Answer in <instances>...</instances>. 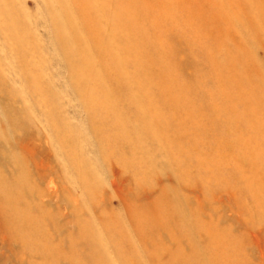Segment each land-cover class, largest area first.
Segmentation results:
<instances>
[{
	"label": "rangeland",
	"instance_id": "rangeland-1",
	"mask_svg": "<svg viewBox=\"0 0 264 264\" xmlns=\"http://www.w3.org/2000/svg\"><path fill=\"white\" fill-rule=\"evenodd\" d=\"M61 2L62 7L57 0H0V264H47L50 260L52 264H118L109 232L119 240L121 252L134 257L132 264H151L150 256L155 254L159 264H167L175 254L186 259L185 264H209L221 250L211 248L212 235L220 236L218 246L227 253L212 264H264V164L237 165L234 155L210 151L215 134L205 137L192 124L178 129L188 113L173 111L155 87L146 83L151 74L154 84L158 83L156 69L140 73L141 86L126 83L128 74L120 76L122 85L118 78L103 85L89 76L77 80L75 75L85 71V59L73 45L69 28L63 27H73L80 42L88 41V34L78 26L69 0ZM126 2L119 0L117 7L127 8ZM240 15L224 16L235 38L222 46L233 53L239 46L264 76V24L259 21L256 26L262 36L258 42L249 28L241 27ZM160 26L154 37L174 42L180 82H192L197 72L204 78L208 62L200 56L192 60L195 47L184 41L203 34L192 30L183 35L173 20ZM103 32H99L102 40L106 38ZM115 39L118 46L113 58H123L132 75L134 59L126 51L130 41L121 39L120 34ZM226 49L215 51L213 61L234 64L225 77L237 79L243 72ZM87 55L88 65L99 68L90 50ZM212 82L202 83L196 93L216 89L219 100L230 105L233 99L232 114L256 115V122L245 134L259 158L263 157L264 107L252 95L238 97L237 88L226 90V85ZM131 87H142L147 94L136 98V94L121 93ZM92 90L99 93L103 104L116 102L119 107L113 115L128 120L110 128L112 124L102 114H93L86 96ZM181 101L185 104L186 98ZM127 102L135 104V109L126 105L122 109ZM135 110L142 116L149 112L150 122L137 125ZM160 115L165 122L158 129L156 117ZM95 122L105 124L102 131L94 127ZM227 129L225 135L231 131ZM107 133L113 134L115 141L104 140ZM199 140L205 143L203 156L194 148L197 142L203 144ZM216 157L229 160L221 166L225 179L210 173ZM257 176L260 183L254 200L247 182ZM233 179L240 180V192L233 190ZM1 188L9 199L1 196ZM8 200L26 219L17 220L6 213ZM157 204L172 214L157 216L145 211ZM131 210L160 222L147 233L144 244L138 239ZM10 220L14 224L6 225ZM228 245L233 249H227Z\"/></svg>",
	"mask_w": 264,
	"mask_h": 264
},
{
	"label": "bare ground",
	"instance_id": "bare-ground-1",
	"mask_svg": "<svg viewBox=\"0 0 264 264\" xmlns=\"http://www.w3.org/2000/svg\"><path fill=\"white\" fill-rule=\"evenodd\" d=\"M118 1L119 0H69V7L73 8L77 15L76 18L79 21L78 26L83 28V30L85 29L88 34V41L84 38L85 41L80 42V40L78 41L77 39L76 31L73 27L68 25H66V27L64 26L65 23L63 24L64 27L61 25L65 30L66 28H69L71 39L74 42L73 45L85 59V71L83 70L81 73L76 74L75 78L77 80H81L83 76H89L96 84L100 83L98 85H103L102 83L104 82H112L117 78L120 79L121 75L128 74L125 80L126 83L135 82L141 86V78L139 77L140 73L146 74L151 70L156 69L158 73L155 75L158 79L155 81H158V83L154 84L153 74L149 76L148 82L146 81V83L155 87L154 91H157L160 96L165 98L166 102H169V106L173 111L182 109L188 113V118L184 122V125L178 129L184 128V126L188 124H192L194 127L193 129L197 130L201 134H204L205 137H209L210 134H215L216 137L212 138L215 145L210 149V151L214 150L216 154L228 153L234 155V161L237 165H243L247 162L255 165L264 164V154L263 157H261L262 159L259 158L260 156L253 150L252 145L249 144L251 141L245 134V131L249 128V126L253 122H256V115L250 114L249 118H245L242 114H232L231 109L233 99L230 97V105L228 104L229 101L224 102L222 99L219 100L217 98L218 95L216 94V89L206 92L202 91L200 95L196 93V90L199 89L200 85L202 86V83L213 81L212 83L215 84L220 83L226 85V90H228V88H237L239 90L238 97L243 95L254 96L256 101L264 107V76L260 74L256 63L254 64L252 60L250 62L248 61L247 56L243 55L239 46L237 47L238 52L233 53L230 49H228V46L224 45L228 49V53L234 60V63L237 65L236 67H239L243 72L237 79L234 78L232 80H228L225 77V74L233 68L232 65L234 64H228L223 61L220 64H216L213 61V53L221 49V47L225 48L222 45L229 40L233 41L235 38L234 32L230 28L227 19L224 17L227 14H242L240 15L241 27L245 29L249 28L255 40L257 39V41H260L262 39V36L256 26L259 21L264 24V0H126L128 2V6L126 5L125 7L127 8L124 9L121 8L122 10L119 9L120 7H117L119 5ZM57 2H59L60 7L63 6L61 0H57ZM252 9H255L260 17L253 13ZM62 15L65 18V11ZM96 16L98 18L95 19ZM59 18L60 16L58 19ZM181 18L183 19L182 23L179 21ZM62 19L63 18L61 16L60 20ZM165 20H173L174 23L178 22V26L176 28L183 35H186L185 33L192 30H194V32L200 31L203 34L195 35L194 38L190 40L184 39V41L195 47V50L191 55L192 60L196 58V56H200L208 62L209 70L208 73L204 75V78L199 75L200 73L195 71L197 73L192 82H180L177 76L180 65L174 63L175 55L177 53V49L174 48V42L164 43L161 42L160 39L158 40L154 37V32H157L161 28L160 24ZM98 21L103 25V28L105 27L104 29L106 30V33L103 32L102 27L99 26L100 29L98 28ZM99 32L105 33L104 37L106 38L104 40L100 38L101 36H99ZM117 34H120L121 39L130 41V46L126 49V51L134 59V62L130 66L133 71L132 75H130L131 71L126 65L127 62H124L125 60L123 61V58L120 59L117 54V59L113 58L114 51L117 50V43L115 42ZM211 35H215L216 37L212 38L210 37ZM177 41H180V38H178ZM88 50L92 52L94 60L96 58L97 63H99V68H92L88 65ZM191 63L190 65H192ZM221 67H224L223 70ZM194 70H196L195 66ZM150 81L152 82L150 83ZM119 83L122 85L121 79L119 80L118 85H120ZM146 83L144 84L146 85ZM92 84L93 83H91V85ZM97 93L98 92L95 90H92L88 95H86L88 96L87 100L89 109L93 114H102L105 120H109V123L112 124L110 125V128L116 127V125L121 123L123 119H127V116L121 115L119 110L120 116L115 117L112 111L115 109L117 110L119 107L118 104H116V102L113 103L110 99V103L108 101V105L103 104L99 99V93ZM121 93H132L134 96L136 94L137 98V94L144 96V94H147V91H145L142 87L137 90H135V87L134 90L131 87V89L127 88L126 90H121ZM189 96H192V98H188ZM181 97L186 98L185 104L181 101ZM139 99L140 98H138V100ZM204 99H207V101H204ZM140 103L138 104L139 111L143 113V107ZM124 105L128 106V108L135 109V104H131L129 102L122 104L123 107L120 106V108L122 107L123 109ZM139 111H134L133 120L137 125L142 127L150 122L148 116H146V114L150 113L147 112L142 116ZM161 117H156L158 119L156 128L158 129H160L161 125L165 122L164 118ZM240 124L242 129L236 131L237 129H240ZM102 125L105 124L99 122L94 123V127L98 126L96 129H100ZM225 128H229L231 130L230 133L225 135ZM100 130L102 131V129ZM103 139L106 141H115L113 134L111 135L108 133L103 135ZM199 141L203 142V144L200 145L197 142L194 144V148L197 147L198 151L203 156L204 153L202 152L201 147H204L205 143L202 140ZM191 151L195 152L193 148H191ZM228 162L229 160H226L225 157H216L212 160L210 164L211 167L209 169L211 175L216 176V178L225 179V176L222 173L223 171H221V166L228 165ZM229 170L232 172L234 169L231 168ZM240 183V180H232V187L235 192H240L242 190L240 188ZM259 183V176L247 182V188L249 189L248 193H250L254 200L257 199V188L259 187ZM1 196H3L4 199H9L5 198V196H7V192L4 189H2ZM145 211L155 212L157 216H168L172 214L169 211H166V208L162 207L160 204L151 208H146ZM6 213L10 214L17 220H20L21 217L26 219L24 215H21L12 209L9 200ZM250 213L252 214V212ZM256 215L259 216L258 214ZM257 216H255V218L258 220L259 218ZM130 217L132 222L136 225L135 228H137L136 231L138 239L142 242V244H144V239L146 238L147 233L152 232V230L160 224L155 215L154 217L156 219L143 218L140 213L137 214L135 211L131 210ZM12 222L13 221L10 220V222L6 223V225L9 226ZM109 233L111 234V238H109V240L112 239V244L119 263L132 264L134 257L129 255V257H126L119 249V240L115 238V234L112 232ZM218 244H220V236L212 235V238L210 239L211 248L221 250L217 255H214L213 258L209 260V264L216 263L219 258L218 256H227L224 247L221 248ZM226 248L233 249V246L228 245ZM149 260L151 264H159L156 254L150 256ZM50 261L47 262V264H52ZM186 262V259H183L179 254H175L172 257H169L167 264H185Z\"/></svg>",
	"mask_w": 264,
	"mask_h": 264
}]
</instances>
